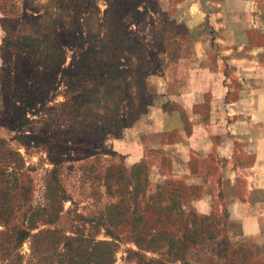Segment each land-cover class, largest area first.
<instances>
[{
    "label": "trees",
    "instance_id": "16d2710c",
    "mask_svg": "<svg viewBox=\"0 0 264 264\" xmlns=\"http://www.w3.org/2000/svg\"><path fill=\"white\" fill-rule=\"evenodd\" d=\"M105 1L108 9L104 10L100 23L94 0H59L61 8L60 12L53 13L55 17L48 10L30 17L21 42L11 43L15 48V62L10 70L14 74V86L27 89L24 94L16 91L20 93V111L23 115L26 109L32 110V115H44L37 121L40 123L37 136L30 138L31 134L25 133V124L30 120L23 117L18 126L19 135L13 137L18 147H9L7 141H0V148L7 156L0 161L3 166L0 185H5L0 190V264H116L115 254L121 243L135 246L126 251L123 264H196L200 260L199 253L186 255L183 248L185 242L192 243L187 233L193 239L200 234L196 225L181 236L175 233V237L179 236L177 239L170 237L166 229L136 233L140 223H146L147 219L137 213L139 206L129 202L128 197L142 191L147 198L144 209H153L159 214L164 209L168 212L166 207L156 204V195L147 194L149 180L147 175L141 177V164L129 169L121 167L113 175L119 183L120 199L107 205L102 215L75 213L70 217V230L58 225L63 202H72L61 186L59 175L69 156L67 144L97 145L98 152L115 155V151L106 150L103 144L110 138L121 137L125 128L149 111L146 78L152 73L148 67L157 53L152 52L144 36L121 22L124 7L135 15L140 13L139 2ZM93 18H97L95 26L90 23ZM66 49L73 53L64 67ZM21 59L24 60L22 67ZM60 86H63V100L49 106ZM7 112L8 108L3 111ZM3 126L10 128L4 123ZM23 138L31 139V143ZM19 145L25 153L30 147L43 148L52 164L50 171L41 177L44 203L28 202L29 184L35 177L30 167L22 171L24 160L17 150ZM8 168L11 170L7 171ZM133 179V191H129L125 183L132 184ZM14 192L23 201H16ZM178 208L181 209L180 203ZM123 224L128 233L122 236L119 230ZM152 226L146 225L148 230H154ZM24 243L28 244V252L23 251ZM147 251L158 257H145Z\"/></svg>",
    "mask_w": 264,
    "mask_h": 264
},
{
    "label": "rangeland",
    "instance_id": "374dc122",
    "mask_svg": "<svg viewBox=\"0 0 264 264\" xmlns=\"http://www.w3.org/2000/svg\"><path fill=\"white\" fill-rule=\"evenodd\" d=\"M94 1L95 6L99 9L96 17L101 23L104 19L103 12L106 8L108 9V4L105 0ZM124 1L139 2L140 13L135 15L128 11L127 7H124L121 13L122 24L128 25L129 29L136 34L144 36L150 42L152 52L157 53L156 58L151 60L148 67L149 72L152 73L146 78L147 99L149 110L155 106L161 107L163 114L161 116L167 120L165 123L168 130L158 135L155 134L157 136L154 135V137L147 134L139 135L137 131L126 133L127 129L143 123L146 119V114H144L132 126L125 128L121 137L110 138L103 144L106 150L115 151V155L98 152L95 148L98 147L97 145L87 147L83 144H67L69 156L65 158L59 175L61 186L69 194L72 202L70 200L63 202L62 215L58 220V225L70 230L72 224L70 217L75 213L84 216L102 215L100 213L105 212L107 205L120 199L118 194L119 183L113 175L119 172L121 167L129 169L134 164H141V177L147 175L149 180L147 194L156 195L158 197L156 204L166 207L168 212L165 213L164 209L159 214L153 209L150 211L144 209L147 198L142 191L128 197L129 202L139 206L137 213L147 219L146 223H140L135 230L136 233L146 234L148 231L155 233L157 230L166 229L170 237L177 239L185 230H193L192 228L196 225L201 231L200 234L196 239H193V236L187 233L188 237H192V243L185 242L183 247L186 250V255L196 252L201 255L196 264H264V236L260 233L253 236L245 234V226L241 217L247 211L246 208L243 205L238 207L225 205L221 203V199L212 198V181L217 179V172L213 167L215 160L212 154L216 155L218 151L216 154L208 151L207 153H210L208 158L204 162H200L201 156L196 151L190 150L192 152L190 155L192 157L191 168L193 171L198 170L202 173L200 176L202 180H195L197 184L191 181L187 175V152L177 143L182 135L188 136L186 127L182 124L187 114V108L183 106L185 104L182 101V95L191 83V77H189L191 75L201 77L198 84L203 85L204 92L199 112L203 115L205 122L209 123L206 130L211 136H215L216 140L220 139L221 141L223 139L219 135L221 134L219 130L212 124L214 112L211 111L210 107H212L213 97H215L213 87L224 84L226 79H222L223 82H221L222 80L219 81L213 72L220 71L229 75L232 82L239 83L240 80L236 72L231 71L228 64L226 66V63L220 61L219 47L213 45L204 47L206 49L204 50L199 43L219 37L238 41L241 39L242 33L240 31L221 32L216 29L217 22H213L215 28L208 24L206 29H201L204 23L195 25L194 21L192 23L186 21L187 15L184 12L194 4L196 5V0H168L167 5H163L161 0ZM60 8L61 2L59 0H0V141H7L6 144L9 147H18V141L13 137H18V126L23 117L30 120L28 124H25L27 126L25 133L31 134L30 138H32L38 135L37 130L40 123L37 121L44 115L43 113L32 115V110L28 109L24 110L25 115H23L20 111L22 105L18 98L20 93H16L18 88L14 86V74L10 72L13 70L12 66L15 62V48L11 43L18 44L21 42L20 37L28 27L27 21L30 17L41 15L45 10H48L52 13V17H55L53 13L60 12ZM84 15L87 16V14ZM97 18H93L90 23L95 26L94 20L97 22ZM213 19L215 18L211 16L207 20L215 21ZM190 25L191 28H189ZM203 38L206 40L201 41ZM9 42L10 44H8ZM162 50H165L166 54ZM72 53L73 50L66 49L64 67L69 64ZM198 53H204L205 58ZM222 53L227 52L223 51ZM20 55L22 56V53ZM23 63V59L19 60L21 67ZM214 69L217 70L213 71ZM203 70L205 74H203ZM189 71L193 74H189ZM197 71L200 73L195 74ZM165 74L172 77L173 91L167 94H159L157 88L163 84V80L166 78ZM194 79L193 77L192 81ZM62 88L63 86L59 87L55 97L48 103L49 106L63 100ZM26 90L24 87L18 89L22 94ZM6 108H8V112L3 113ZM3 123L10 125V128L3 126ZM23 139L26 143H31V139ZM49 142L54 143V140L50 139ZM17 150L24 160L22 171H25L26 167H30L33 169L31 174L35 177L29 184L28 202L33 204L44 203L43 193L45 189H43L41 177L52 168L46 152L43 148L30 147L28 153H25L22 145H19ZM87 151L89 152L87 153ZM234 153L239 157H247L246 155L249 154L245 145H239L234 149ZM5 155L6 151L0 148V161L7 157ZM2 168L0 163V171ZM10 170L11 168H8L7 171ZM22 181L20 180L21 185L24 186L25 183ZM134 182L135 179L132 180V184L125 183V187H128L129 191H133ZM4 187L5 185L1 184L0 190ZM195 187L197 189H194ZM140 189L138 188V190ZM198 190L199 196L196 197ZM158 193H162L163 197L159 196ZM201 194L205 196L202 197ZM12 195L16 201H23L24 199L17 192ZM150 198L148 199L149 202ZM179 203L181 209L178 208ZM146 225L149 228L154 225L152 226L154 230H148ZM119 232L122 236L128 233L126 225L123 224V228H120ZM175 233L179 236L175 237ZM99 237H103L102 232L99 233ZM170 241L169 239L167 244ZM128 249H135V246L130 243L119 245L115 254L116 264H123V257H125ZM23 251L28 252L27 243H24ZM144 255L147 258L158 257L156 253L149 251L145 252ZM191 261L194 263L193 258Z\"/></svg>",
    "mask_w": 264,
    "mask_h": 264
},
{
    "label": "crops",
    "instance_id": "0c3cea01",
    "mask_svg": "<svg viewBox=\"0 0 264 264\" xmlns=\"http://www.w3.org/2000/svg\"><path fill=\"white\" fill-rule=\"evenodd\" d=\"M161 2L163 5L168 4V0ZM195 3L184 12L187 15L186 21H194L195 25L204 23L201 29H206L208 24L215 28L213 22H217L216 29L221 32L242 33L238 41L219 37L211 41L203 38L201 41H206L199 43L204 50L213 45L219 47L220 61L236 72L240 82H232L229 75L223 72H213L219 81L226 79L224 84L213 87L215 97L210 107L214 112L212 124L223 138L220 141L208 133L206 127L209 123L205 122L199 112L204 92L203 85L198 84L201 77L189 76L191 83L182 95L183 106L187 108L182 124L188 136L182 135L177 143L187 152L186 173L195 183V180H202V173L191 168L190 150L201 156L200 162L208 158V151L215 154L219 152L212 154L215 160L213 167L217 172V179L211 185L212 198H219L221 203L229 206L243 205L247 210L241 217L245 234L253 236L260 233L264 236V0H196ZM209 16H213L215 21L207 20ZM198 55L203 58L206 56L204 53ZM189 74L193 73L189 71ZM168 76L165 74L163 84L157 88L159 94L173 91V80L171 75ZM161 112L160 106L151 108L143 123L127 129L126 133L137 131L139 135L154 137L155 134L165 132L168 130L165 123L167 120L161 116ZM239 145H245L249 152L247 157H239L234 153Z\"/></svg>",
    "mask_w": 264,
    "mask_h": 264
}]
</instances>
